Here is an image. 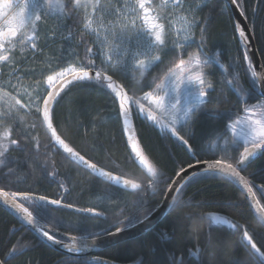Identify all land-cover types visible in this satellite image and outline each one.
<instances>
[{"label":"snow or ice","instance_id":"snow-or-ice-1","mask_svg":"<svg viewBox=\"0 0 264 264\" xmlns=\"http://www.w3.org/2000/svg\"><path fill=\"white\" fill-rule=\"evenodd\" d=\"M224 6L238 10L245 20L248 18L245 0H224ZM203 7H207V0H0V181H6L0 186V206L7 207L19 219L20 227L13 228V232L27 228L39 238L37 243L47 242L69 254H81L93 249L102 236H116L145 223L155 211L142 218L132 213L117 219L112 225L114 231H109L108 226L99 232L82 230L86 218L107 219V216L97 207L80 208L66 202L70 188L67 177L58 178L54 158L57 154L79 173L103 182L105 195L98 196L102 204L106 200L115 206L121 199L119 194L129 193L135 194L140 202L141 193L155 192L158 185L171 180L167 184L166 199L173 191L177 195L172 196L169 207H184L188 202L180 201L178 196L191 177L219 176L241 191V202L247 201L248 207L264 223L261 202L264 185L256 186L242 175L249 163L264 156V72L256 70L250 53L255 29H246L236 21L233 39L238 40L242 53L238 52L236 60L226 64L219 51H205L208 17L198 15ZM252 11L255 14L257 9ZM56 40L61 42L59 50L46 51L49 42ZM193 46L196 50L187 52ZM166 53L173 54L170 66L161 76H154L146 83L147 74L163 62ZM241 54L245 73L250 74L251 91L241 84L236 70ZM217 66L221 81L226 82L236 97L235 108L226 110L224 116L216 109L204 108L210 102L209 94L216 90L210 69ZM137 71L140 74L137 86L129 88L122 81ZM117 75L119 80L115 78ZM72 88L95 89L107 97V115L118 126L125 148L122 160L106 154V163L102 164L87 152L77 150L58 129L57 108L69 104L62 105V101ZM144 88L149 90L143 91ZM222 94L226 97V93ZM216 99L219 103V97ZM252 100L256 102L250 103ZM80 111L78 108L77 113ZM201 112H207L210 119L226 118V123L210 143L197 150L190 143L193 136L190 125ZM136 121L159 129L183 147L194 163L173 157L175 176L165 175L159 160L139 138ZM37 129L43 130L46 141L42 162L40 135H32ZM97 147L103 146L94 145L89 151ZM13 151L20 155L10 156ZM200 155L215 158L200 160ZM25 166L31 172L39 168L43 179L57 183L62 190L59 198L33 191L31 186L27 190H12L14 184L18 186L26 178V175H16ZM49 167L51 171L47 170ZM190 170L191 176H187ZM259 171L264 173V169ZM255 174L252 172L249 176ZM113 196L117 198L114 200ZM60 210L75 213L77 219L65 221L55 215ZM194 215L189 212L183 217L177 216L174 224L180 219L192 220ZM207 216L211 225L227 226L228 230L239 232V245L255 257L256 264H264V245L254 239L246 225L215 213ZM64 227L74 228L81 234L61 231ZM191 231L199 235L200 226L192 223ZM207 241L210 247L213 243L216 247L222 243L213 241L210 228ZM33 246L21 244L18 238L3 253L0 264H8ZM198 252L199 247L192 254ZM84 264L108 262L94 258ZM172 264H183V259L173 260Z\"/></svg>","mask_w":264,"mask_h":264},{"label":"trees","instance_id":"trees-1","mask_svg":"<svg viewBox=\"0 0 264 264\" xmlns=\"http://www.w3.org/2000/svg\"><path fill=\"white\" fill-rule=\"evenodd\" d=\"M253 8L257 9L255 14H253ZM245 10L248 17L246 20L250 28L254 27L255 29L254 39L264 65V0H245ZM198 15L208 17V43L205 51L210 53L219 51L222 62L226 64L236 60L238 52L242 53V50L238 47V40L233 39L235 22L228 7L224 6V0H207V7H203ZM172 56V53H166L163 62L156 65L147 74L145 82H151L154 76H161L163 70L170 66L169 62ZM245 68L246 65L241 54L236 70L241 84L245 89L251 91L250 74L245 73ZM210 73V79L213 81L216 90L209 94L210 102L204 108L216 109L221 116H224L226 110L235 108L236 97L229 91L226 82L221 81V70L218 66L210 69ZM115 78L119 80L120 76L117 75ZM139 78L140 74L137 71L134 76L129 73L122 82L132 88L137 86ZM148 90V88L143 89V91ZM222 93H226V97ZM217 97H219V103H217ZM65 102H69V104L57 108V124L58 129L68 136L72 145L77 150L87 152L102 164L106 163V154L111 155L112 159L122 160L125 155V148L121 142L118 126L107 115V97L95 89L72 88L65 97V101H62V105H65ZM255 102V100L250 101V103ZM78 108L81 109L79 114L77 113ZM221 116L210 119L207 112H201L194 118L190 125L193 133L190 143L194 148L199 150L202 145L210 143L216 133L222 130L226 118H221ZM30 119L28 117L27 121L30 122ZM78 121H82V123L78 125ZM93 121L95 128H93ZM135 126L144 147L159 160L161 170L165 175L175 176L174 166L171 164L173 157L177 160L186 159L189 163H194L192 159H189V154L183 147L165 137L159 129L154 128L150 123L136 121ZM37 134L40 135L41 139H44L42 129H37L32 133L33 136ZM94 145H102L103 147L89 151ZM29 146L31 147V145ZM9 155L18 156L20 153L13 151ZM54 158L57 160L58 178L67 177L66 184L70 188L69 200L71 202L83 207H97L108 212L109 221L113 220L112 216L122 207L137 202L136 196L119 194L121 199L115 206L109 205L106 200L102 204L98 196L105 195L103 182L94 181L87 173H79L75 167L69 166L68 162L64 161L58 154ZM198 158L204 160L215 157L200 155ZM43 159L44 156L41 153L40 161L42 162ZM260 169H264V156L249 164L242 174L248 177L254 185H264V173H261ZM47 170L51 171V168L49 167ZM252 172H256V174L249 176V173ZM16 175H26V178L18 186L14 184L12 190H27L31 186L33 191H39L41 194L51 195L55 198L62 191L57 183H49L43 179L39 168L35 172H31L25 166L20 168ZM5 183L6 181H0V186ZM168 183H171V180L158 185L155 192H147L148 196L140 195V202H137L138 206L134 205L131 208L133 212L146 214L159 205L165 196ZM256 196L260 198V193L257 192ZM116 198V196L112 197L114 200ZM178 198L180 201L188 203L184 207H171L170 212L156 228L160 227L166 231H150L140 238L107 248L102 252L106 260H114L123 264L138 260H140V264H172L173 260L182 258L183 264H256L255 257L239 245V232L228 230L227 226L211 225L210 220L206 218L207 214L215 213L234 222L244 224L254 234V239H257L259 244L264 245V227L253 215L252 210L248 207V202H241V191L237 187L219 176L213 178L198 175L187 183ZM261 202L264 203V199ZM229 204H235L236 207H228ZM189 212L195 213L192 220L180 219L174 224V219L177 216L183 217ZM58 216L65 218V221L69 218L73 221L77 219V215L72 213H60ZM99 223L104 222L86 218L81 228L89 229ZM192 223L200 226L199 235L192 233ZM19 227L20 223L9 212L0 207V258H3V253L16 243L18 238L21 244L34 245L30 250L10 260L8 264H84L80 259L65 257L64 254L62 255L45 243H37L38 238L26 228H20V231L13 232V228ZM209 228L213 241L220 240L222 242L219 247H216L215 243L211 247L208 245ZM197 247H199V253L193 255L192 253L196 252Z\"/></svg>","mask_w":264,"mask_h":264},{"label":"water","instance_id":"water-1","mask_svg":"<svg viewBox=\"0 0 264 264\" xmlns=\"http://www.w3.org/2000/svg\"><path fill=\"white\" fill-rule=\"evenodd\" d=\"M228 9L230 10V12L232 14V17H233L235 23H236L237 20H239L241 25H242V27H245L246 29L250 28V25L248 24L247 20H245L243 17L239 16L238 10L234 11L232 8H228ZM251 43H252V49H250V53H251L252 59L255 62L254 66H255V68H256V70L258 72H264V68L261 67V65H263V63H262V60L260 58V55H259V52H258V49H257V45L255 43L254 37L252 38ZM258 91H259V89H258ZM259 157H261V156H259ZM258 158L254 159L252 162L257 160ZM251 163H249V164H251ZM191 171L192 170H190L189 173H187L186 175L187 176H191ZM192 178H194V177H191V179ZM256 186H258V185H256ZM166 192H167V190H166ZM175 195H177V193H175L173 191L171 193V195L167 196V199H166V193H165V196H164L162 202L154 209L155 211L150 216V219L148 221H146L145 223L138 224V225H136L133 228L126 229L124 232H122V233H120V234H118L116 236H106V237L102 236L97 241V243H96V245H95V247L93 249H90V250H88V251H86L84 253H81V254H74V255L79 257V256H86V255L96 254V253H99L101 251L106 250L107 248L115 246L117 244H120V243L129 241V240L138 238L142 234H144L147 231H149L152 228H154L158 223H160L162 221V219L170 211L171 208L169 207V204L172 201V196H175ZM0 207L3 208L4 210H6L7 212H9L20 223L19 219L7 207H5V206H0ZM253 215L258 220V222L264 227V223H261L259 221V218L254 214V212H253ZM31 233L35 236V233H33V232H31ZM44 243L46 245L50 246L51 248H53L54 250H57V251H60V252H63V253H67L66 250L61 248L60 246H51L47 242H44ZM98 259L101 260V261H107L108 264H120V263H116L114 261L106 260V259H103V258H98ZM133 264H136V263H133Z\"/></svg>","mask_w":264,"mask_h":264},{"label":"flooded vegetation","instance_id":"flooded-vegetation-1","mask_svg":"<svg viewBox=\"0 0 264 264\" xmlns=\"http://www.w3.org/2000/svg\"><path fill=\"white\" fill-rule=\"evenodd\" d=\"M78 40V34H77V38H76V40H73V43L75 44L76 43V41ZM60 40H56L55 42H49V45H48V47L46 48V51H48V52H51L53 49H56V50H59V45H60ZM65 44H67V41H65L64 42ZM41 44H44V41H43V39L41 40ZM82 54V53H81ZM46 143V141L44 140V139H41V153L43 154L44 152H45V148L43 147V144H45ZM51 168V167H50ZM52 170V169H51ZM50 179V178H49ZM102 182V181H101ZM149 191H151V190H149ZM148 191V192H149ZM152 192V191H151ZM130 195H133V196H136L135 194H131V193H129ZM58 195V194H57ZM69 195H70V193H68L67 194V197H66V202H71L70 200H69ZM141 196H148V194L146 193V194H144V195H142V194H140ZM57 198H59V196H57ZM72 203H74V202H72ZM74 204H76V203H74ZM134 205H137V203H135V202H132V204L131 205H129V206H126V207H122L114 216H112L113 217V220L112 221H109V219H108V217L110 216V215H108V212H105V211H103V210H100V209H98V210H100V211H102V212H105V214H106V216H107V219H103V218H100V219H96V220H102L104 223H99V224H97L95 227H90L88 230H90V231H96V232H99V230L101 229V228H104V227H106V226H108L109 227V231H114L115 230V228L112 226V225H114L115 224V222H116V220L117 219H120L121 220V218H124V217H127V216H129L130 214H132V213H136L139 217H143V216H145V215H147L149 212H147L146 214L145 213H138L137 211L136 212H133V209H131ZM76 206L77 207H80V208H87V207H83V206H81V205H78V204H76ZM138 206V205H137ZM158 206V205H157ZM156 206V207H157ZM155 207V208H156ZM154 208V209H155ZM131 209V210H130ZM154 209H152V210H154ZM170 212V211H169ZM168 212V213H169ZM60 213H68V214H75V213H73V212H70V211H68V210H60V211H57L56 213H55V215H57L58 216V214H60ZM76 215V214H75ZM59 217V216H58ZM206 218L208 219V220H210L209 218H208V216L206 215ZM89 219H91V218H89ZM92 220H94V219H92ZM118 226V225H117ZM159 226V223L154 227V228H152L151 230H149V231H147L146 233H148V232H150V231H153V232H155V231H157V230H161V231H166V230H163V229H160V227L158 228V229H156L157 227ZM82 229V228H81ZM83 230V229H82ZM61 231H68V232H70L71 234H74V235H79V234H81V232H78L76 229H69V228H67V227H64V228H62L61 229ZM146 233H144V234H142L141 236H143V235H145ZM141 236H139L138 238H140ZM37 238V237H36ZM135 239H137V238H135ZM132 240H134V239H132ZM50 247V246H49ZM53 249V248H52ZM57 251V250H56ZM105 251V250H104ZM104 251H101V252H99V253H96V254H92V255H86V256H76V255H74V254H69V253H63V252H60V251H58V252H60L62 255L64 254L65 255V257H67V258H75V259H80V260H82L83 262H85V261H91V260H93L94 258H103V259H106L103 255H102V252H104ZM199 253V252H198ZM197 257V256H196ZM109 260V259H108ZM111 261H114V260H111ZM114 262H116V261H114ZM116 263H119V262H116ZM133 263H136V264H140V260H138V261H135V262H130V263H126V264H133ZM120 264H123V263H120Z\"/></svg>","mask_w":264,"mask_h":264},{"label":"rangeland","instance_id":"rangeland-1","mask_svg":"<svg viewBox=\"0 0 264 264\" xmlns=\"http://www.w3.org/2000/svg\"><path fill=\"white\" fill-rule=\"evenodd\" d=\"M197 31V34H198V32H199V30H196ZM196 48H195V46H193V47H191V48H189L188 50H187V52H192V51H194ZM187 52L185 53V56L187 55ZM137 203V202H136Z\"/></svg>","mask_w":264,"mask_h":264}]
</instances>
